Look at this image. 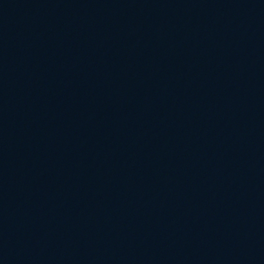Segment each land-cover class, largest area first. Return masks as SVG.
Listing matches in <instances>:
<instances>
[{
	"label": "water",
	"instance_id": "water-1",
	"mask_svg": "<svg viewBox=\"0 0 264 264\" xmlns=\"http://www.w3.org/2000/svg\"><path fill=\"white\" fill-rule=\"evenodd\" d=\"M0 264H264V0H0Z\"/></svg>",
	"mask_w": 264,
	"mask_h": 264
}]
</instances>
